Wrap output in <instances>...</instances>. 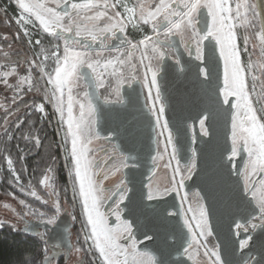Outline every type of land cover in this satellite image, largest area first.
I'll return each mask as SVG.
<instances>
[{
  "label": "snow or ice",
  "instance_id": "1",
  "mask_svg": "<svg viewBox=\"0 0 264 264\" xmlns=\"http://www.w3.org/2000/svg\"><path fill=\"white\" fill-rule=\"evenodd\" d=\"M14 3L19 9L13 21L15 39L20 40L22 33L33 55L24 61L28 67L21 74L13 66L21 61L0 47L5 58L0 84L12 92L10 104L0 102V144L7 148L16 140L20 153L21 140L40 148L42 141L31 133L35 123L30 117L33 112L47 116L46 105H51L63 131L57 148L68 173L70 203L74 209L79 202L81 209L78 217L64 207L69 202L62 194L67 195L68 187L58 188L55 154L49 155L50 162L35 183H25L27 166L16 167L25 156L18 153L14 161L10 152L0 153L11 187L41 206L34 208L19 199L25 209L21 218L33 216L45 226L40 232L25 225V232L39 237L45 247L39 256L26 254L22 264H52L60 256V243L52 245V256L48 254L49 231L68 240L65 255L75 257L76 264H264V0ZM0 14L8 23V9L0 6ZM29 26L37 30L35 35ZM130 30L141 33L140 38H130ZM8 40L7 35L0 36V42ZM12 47L7 43L8 49ZM167 61L173 62L167 65L173 73H191L199 85L200 135L210 136V127L218 121L227 130L230 145L226 141L212 159L204 158L203 167L201 153L191 146L197 141L195 131L189 137L186 122L174 129L166 116L160 78ZM81 82L83 91L77 92ZM125 84L133 92L136 84L146 90L134 119L126 115L133 98L122 92ZM26 92L39 94L42 102L29 104ZM105 109L107 134L102 135L98 126ZM145 137L152 167L147 183L140 181L137 187L133 177L141 168V156L125 154L113 141ZM185 137L191 141L187 147ZM101 140L112 147H95L94 142ZM182 151L190 153L183 157V165ZM160 162L170 172L163 186L155 182ZM198 173L206 185L227 184L228 224L222 234L210 222L202 189L185 191L186 181ZM7 195L17 200L13 192ZM124 210L133 219L124 218ZM109 215L115 217L112 224ZM63 216L81 223L82 243L79 239L71 243L72 229ZM135 232L151 242L155 254L139 250ZM174 253L181 258L174 259Z\"/></svg>",
  "mask_w": 264,
  "mask_h": 264
},
{
  "label": "water",
  "instance_id": "2",
  "mask_svg": "<svg viewBox=\"0 0 264 264\" xmlns=\"http://www.w3.org/2000/svg\"><path fill=\"white\" fill-rule=\"evenodd\" d=\"M112 43H116L113 41ZM187 59V57H185ZM172 61L166 62V73L161 74L160 83L162 87V92L165 97V103L167 106L166 116L172 122L173 128L181 127L183 128L185 122L189 128L188 136L190 137L192 130L195 131L197 135V141L195 144L191 146L195 148L199 153H201V167H203V159L208 158L212 159L219 150L227 144L230 145V140H227L225 135L226 129L221 121H218L210 127V136H201L200 135V126L199 121L196 119L198 112L203 107V94L200 91L199 85L195 82L194 75L189 73L186 75H180L173 73L170 67L167 65H171ZM135 92L132 89H129L125 84L122 92L125 97L131 96L133 98V105L129 107L127 111V118L134 119L139 115L137 109L141 106L143 102V90L140 84L134 85ZM139 96L140 100L137 102L136 97ZM115 108H119L118 105L114 106ZM108 118V110L105 109L104 118L101 120V124L98 126L101 134H107L105 132V120ZM202 118V117H201ZM210 122H206V127H208ZM114 144H118L122 151L125 154L139 153L141 156V168L135 172L134 180L137 182V187L140 186L139 182L143 181L147 183V176L150 175V169L152 167L151 161L148 158L147 152V144L149 141L147 138H143L140 140H114ZM183 143L185 147L189 143H191L190 139L184 138ZM153 155L155 152L153 151ZM189 152L182 151L181 152V164L185 163L186 157L189 155ZM244 158H246V154H241ZM239 163V161H238ZM202 189L201 194L205 196L203 203L206 207L210 209V222L213 227L220 232L221 234L227 230L228 217L226 214V205L228 202V187L224 182H220L216 185H206L202 180V173H198L194 175L192 179L186 181V189L190 194L196 191H200ZM169 202H173L172 197H168ZM111 203V202H108ZM177 204V201H175ZM178 206V204H177ZM124 218L133 219L127 212L124 210ZM62 219L65 220V223L71 226L70 220L68 216H63ZM115 220L110 217V224H112ZM39 228H42V225H38ZM45 230V226H44ZM135 231V226H134ZM47 238L49 240L48 246H52L54 244L60 243L62 245V249L66 250V245L68 240L63 239L62 236L56 235L52 232H48ZM135 236L138 242V248L140 251H148L153 253V246L151 242L147 241L139 232H135ZM126 242V241H125ZM214 243L216 241H213ZM173 258H181L179 254H173Z\"/></svg>",
  "mask_w": 264,
  "mask_h": 264
},
{
  "label": "trees",
  "instance_id": "3",
  "mask_svg": "<svg viewBox=\"0 0 264 264\" xmlns=\"http://www.w3.org/2000/svg\"><path fill=\"white\" fill-rule=\"evenodd\" d=\"M0 6L8 9L9 22L6 23L5 16L0 14V36L7 35L9 37L8 42H0V47H3L5 51H8L12 59L19 60L21 63L19 65H13L17 68H25L27 63L26 57L28 55L29 49L26 41L21 36L20 40L15 39V33H17V27L12 21V17L15 13V9L6 0H0ZM12 43V49L7 48V43ZM5 63V58L2 53H0V64ZM22 70V69H21ZM25 71V70H24ZM36 74L34 73V78ZM15 78H12L14 82ZM12 92L5 88L3 84H0V97L3 102L10 104V98ZM25 101L29 104L40 103L42 99L39 94L25 93ZM47 117L43 120L41 119V114L38 112H33L30 120L35 123V127L31 129L33 135H38L42 141V146L40 148H35L31 143L24 141H19L20 148L24 149L23 153H20V149L16 147L18 141L13 140L8 144L7 148L3 144H0V153L10 152L14 161L17 160V154L25 156L23 161L16 163L17 170H20L21 166H27L28 172L23 174V180L27 183L32 180L33 183L36 182V178L39 177L43 167L49 163V155L55 154V170L57 177V184L59 188L68 187V192L66 197L69 199L71 195V188L69 186L70 182L68 179L67 170L64 167L63 154L60 152L57 145L59 143V135L57 132L60 131L56 124L53 113L51 112L50 106L46 105ZM24 112L23 105H21V113ZM3 116V111L0 109V118ZM12 119H15L13 117ZM25 132L29 129L25 128ZM19 135V133H17ZM10 178L9 173L6 168V162L0 158V194L7 196L8 192H13L16 195V189L12 188L8 183ZM42 242L38 240H33L20 231L19 229H14L9 225H0V264H22L25 259L26 254H31L37 256L38 250L42 247Z\"/></svg>",
  "mask_w": 264,
  "mask_h": 264
},
{
  "label": "rangeland",
  "instance_id": "4",
  "mask_svg": "<svg viewBox=\"0 0 264 264\" xmlns=\"http://www.w3.org/2000/svg\"><path fill=\"white\" fill-rule=\"evenodd\" d=\"M7 2L10 3L11 6L14 7L15 9V13L12 17V21H14L15 17H17L19 15V9L16 7L15 3H14V0H6ZM14 23V22H13ZM15 25V24H14ZM16 26V25H15ZM17 27V26H16ZM30 27V26H29ZM30 31L35 35L36 34V29L35 28H31L30 27ZM150 32V30H149ZM22 37H23V34L21 33L20 34ZM15 36H16V33H15ZM24 38V37H23ZM24 40L26 41V38H24ZM27 43V42H26ZM28 46V45H27ZM28 49H29V52H28V55L26 57V59H29L31 58V56L33 55V50L28 46ZM253 59H256V57L254 56ZM28 66H26L24 69L23 68H17L18 72H20L21 74H26V69H27ZM25 70V71H24ZM142 71L141 70V75H142ZM12 79V78H10ZM26 87V86H25ZM77 92L79 91H83V82H81V87L80 88H77L76 89ZM34 94H37L34 92ZM41 97V96H40ZM42 99V97H41ZM4 100L1 99L0 97V102H3ZM5 103V102H4ZM6 104V103H5ZM8 105V104H6ZM50 106V109H51V112L53 113L54 115V118H55V121H56V124L57 126L59 127V120H58V116L54 114V109L52 108L51 105ZM1 111H3L1 109ZM47 112V111H46ZM41 114V119H45L47 116H44V114L40 113ZM59 143L61 142L62 138H63V131H59ZM94 146L99 148L101 147L100 146V142L99 141H95L94 142ZM167 159V158H165ZM163 163L164 162H160V167L158 168V171H157V175H156V178H155V182L156 183H159L161 186H163L164 184H166L168 182V178L170 176V172L166 171L164 168H163ZM7 168V166H6ZM8 171V170H7ZM108 182H106L107 184ZM194 193V192H193ZM16 196L18 197V191L16 190ZM72 198V196H71ZM191 195H190V199H191ZM70 199V198H69ZM7 203L10 205V207L8 209H5L3 207V205ZM19 207V204H18V200H13L10 196H3L0 194V221H2L4 225H9L11 226L12 228L14 229H18V214H17V209ZM41 207V206H40ZM65 208L69 209V210H72L74 211V214H76L78 217L80 216V204L79 202L76 203L75 205V208L72 209V206L71 204H68L66 203L64 205ZM13 209H15V211H13ZM80 223V222H79ZM81 224V223H80ZM81 226V225H80ZM77 239V237H76ZM78 239L80 240V237L78 236ZM76 241V240H75ZM123 242V241H122ZM214 243V242H213Z\"/></svg>",
  "mask_w": 264,
  "mask_h": 264
},
{
  "label": "flooded vegetation",
  "instance_id": "5",
  "mask_svg": "<svg viewBox=\"0 0 264 264\" xmlns=\"http://www.w3.org/2000/svg\"><path fill=\"white\" fill-rule=\"evenodd\" d=\"M100 142V146L101 147H104V148H111L112 145L110 144H106L104 141H99ZM59 188V187H58ZM65 187H62V188H59V189H63ZM19 199H25L26 201H28L29 203L32 204V206L34 208H40V205L38 202L32 200L31 198H28V197H25L23 196L22 193L18 192V197H17V200ZM62 199L68 201L69 203L68 204H71V195H70V199H68L66 196H64L62 194ZM19 204V203H18ZM43 210V209H42ZM25 211V209L22 208V206L19 205L18 209H17V214H18V229L20 231H22L23 233H25L26 236L32 238L33 240H38L40 242H42L43 244V241L40 240L39 237H34L32 236L29 232H25V225H28L29 228L31 229V231H40V232H44V225L40 223L39 219H37L36 217H33V216H26V217H23L21 218V215L22 213ZM105 211L107 212H110V210L108 209H105ZM110 217L113 218L115 220V217L114 216H111L109 215V223H110ZM69 220H70V223H71V237H70V240H71V243L73 244H76L77 243V240H78V236L80 237V242L82 243V236H80V233H81V224L79 222H76V223H72L71 221V218L69 217ZM114 223V222H113ZM38 225H42V228H39ZM51 227V226H49ZM77 237V239H76ZM76 240V241H75ZM125 242V241H123ZM45 247V245L43 244L42 247L38 250L37 252V256H39L42 248ZM47 247L49 248V256H52L53 255V252H54V249L52 248V246H48ZM66 250L65 249H62L60 250V256L53 260L52 264H76V258L75 257H72L71 259L69 258H66Z\"/></svg>",
  "mask_w": 264,
  "mask_h": 264
},
{
  "label": "built area",
  "instance_id": "6",
  "mask_svg": "<svg viewBox=\"0 0 264 264\" xmlns=\"http://www.w3.org/2000/svg\"><path fill=\"white\" fill-rule=\"evenodd\" d=\"M146 28H147V26H145ZM148 31L150 30V29H147ZM140 36H141V33H138V32H132L131 30H130V38H140ZM142 87V86H141ZM142 90H143V94L145 95L146 94V90L145 89H143L142 88ZM177 204H178V206H179V201L177 200Z\"/></svg>",
  "mask_w": 264,
  "mask_h": 264
}]
</instances>
